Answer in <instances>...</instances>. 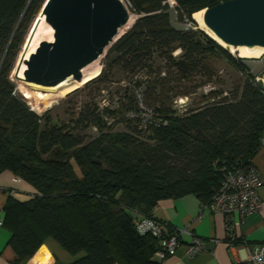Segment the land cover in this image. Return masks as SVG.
Returning <instances> with one entry per match:
<instances>
[{
    "label": "trees",
    "instance_id": "1",
    "mask_svg": "<svg viewBox=\"0 0 264 264\" xmlns=\"http://www.w3.org/2000/svg\"><path fill=\"white\" fill-rule=\"evenodd\" d=\"M175 1L176 13L169 0H127L137 17L106 49L109 73L146 71L148 80L136 81L103 113L87 101L69 121L58 122L32 109L11 78L46 0H0V174L11 170L37 190L25 201L10 196L4 206L11 237L3 254L12 264L32 258L49 240L75 258L68 264H161L159 240L139 233L137 223L154 217L163 199L193 193L210 203L224 166L253 164L264 136V90L256 81L264 67L253 69L251 58L234 57L197 28L194 13L225 0ZM173 16L190 26H176ZM217 53L244 78L226 95L210 90L205 96L211 100L181 114L167 105L165 99L172 104L210 81L201 70ZM104 78L110 80L106 68L83 86ZM142 88L143 104L166 124H142L134 92ZM122 122L126 129L115 130ZM54 264L63 263L56 258Z\"/></svg>",
    "mask_w": 264,
    "mask_h": 264
},
{
    "label": "water",
    "instance_id": "2",
    "mask_svg": "<svg viewBox=\"0 0 264 264\" xmlns=\"http://www.w3.org/2000/svg\"><path fill=\"white\" fill-rule=\"evenodd\" d=\"M54 28V41L40 42L27 60H19L16 78L54 86L103 55L129 22L123 0H46L42 9ZM206 26L228 46L264 47V0H225L204 9ZM27 68L20 78L22 63Z\"/></svg>",
    "mask_w": 264,
    "mask_h": 264
},
{
    "label": "crops",
    "instance_id": "3",
    "mask_svg": "<svg viewBox=\"0 0 264 264\" xmlns=\"http://www.w3.org/2000/svg\"><path fill=\"white\" fill-rule=\"evenodd\" d=\"M264 181V145L259 148L252 159ZM37 190L27 181L16 176L11 170L0 174V221H4V206L10 196L21 201L30 199ZM262 208L258 213L245 218L243 222L238 215L225 216L214 212L210 206L203 208L201 199L193 193L176 198L160 200L152 210V215L168 223L170 231L188 229L182 235V246L175 255L167 257L161 264H246L251 248L264 244V182L259 188ZM208 204V203H207ZM227 221L234 224L233 239L228 232ZM241 221V223H240ZM205 238L206 249L189 257L185 254V246L192 238ZM11 237V231L0 224V264H12L3 254ZM217 240V241H214ZM57 262L68 264L73 259L62 246L53 240L44 244L39 252L22 264H39L45 260L47 264Z\"/></svg>",
    "mask_w": 264,
    "mask_h": 264
},
{
    "label": "rangeland",
    "instance_id": "4",
    "mask_svg": "<svg viewBox=\"0 0 264 264\" xmlns=\"http://www.w3.org/2000/svg\"><path fill=\"white\" fill-rule=\"evenodd\" d=\"M123 1L129 8L130 14L134 16V19H136L137 16L135 12L132 10L127 0H123ZM41 9L34 17L32 23L30 24L29 31L25 36L20 54L16 61L17 64H15V67L11 73V78L17 85L18 92L28 101L31 108L37 111L39 114H43L46 111H48L49 116H51L55 121L56 120L58 122L69 121L70 118L73 116L72 113H75V111H77L80 108V106L85 102L92 101L93 103H96L98 107H105L107 104H109V106H116L120 102L122 95L126 94L130 88L131 89L134 88L133 85H135L136 81L148 80L147 78L148 75H146L147 74L146 71L137 73L135 77L134 76L126 77L125 73L119 69H115L114 71H111L109 73L108 71L109 67L107 66V64H109V59L106 56L108 49L105 51V53L100 57V59L97 62H95L92 66H90L87 69V71H89L90 73V72H94L97 69H100L102 72V70L106 68V75L110 80L105 82L103 81L105 80L104 78L90 84L86 88L84 87L85 86L84 85L70 92L63 98L60 97L58 91L41 90L29 85L28 82L16 78L15 71L18 70L21 52L24 53V50L25 52H27V50L32 45L33 46L35 45L36 43L35 41H37L39 38H43V37L50 38L52 35L50 28L49 29L47 28L48 27L47 24L40 20L42 14ZM173 21L174 24L179 27L186 28L190 26L188 20H185L184 22L179 24L174 17ZM131 26L132 25L128 27L130 28ZM197 28H200L199 25L197 26ZM224 48H226V50H228L231 54H233L234 57L243 58L231 52L230 46ZM179 54L180 52H175V55H179ZM252 59L264 60V55L261 56L260 58L247 59L249 64L256 63L253 62ZM263 67H264L263 65L259 64L256 67V70H262ZM26 68L27 66L25 65L24 69L22 68L20 70L18 75L20 78H23V72ZM163 69L166 71L165 67H163ZM205 70L209 72V74L211 75V78L209 79L210 81H208L199 89H197L195 92H192L187 96L188 101L186 106H184L183 108H179L176 106L175 101L180 97L175 98L172 104L171 101L165 99L166 104L173 106V108L177 109L181 114L186 110V108L188 109L189 107L193 108L199 104L211 100V99H207L205 96L210 90L214 89L217 90L220 94L226 95L229 93V90L233 86V84L241 81L244 78V74L221 53L211 55L205 60L203 69L201 71L204 72ZM195 80L197 81L202 80V75L199 73L195 77ZM204 80H206V78ZM143 90L144 88L137 89V91L134 90L133 91L136 92L137 95L138 94L142 95ZM52 103L54 104L52 105ZM114 129L125 130L126 129L125 123L122 122L116 124Z\"/></svg>",
    "mask_w": 264,
    "mask_h": 264
},
{
    "label": "built area",
    "instance_id": "5",
    "mask_svg": "<svg viewBox=\"0 0 264 264\" xmlns=\"http://www.w3.org/2000/svg\"><path fill=\"white\" fill-rule=\"evenodd\" d=\"M172 10L175 11L176 1L169 0ZM256 65L264 62V60L252 59ZM256 81L262 83L264 90V71L256 75ZM141 101V109L143 121L142 124L160 126L167 122L161 116H156L153 109L146 107L142 102V95L138 94ZM188 97H180L175 103L179 108L186 106ZM107 104L106 106H108ZM114 107V106H112ZM99 111L103 113V107ZM138 113L130 112L129 116L135 117ZM107 120L110 118L106 117ZM96 130V128H95ZM261 145H264V136L261 139ZM263 178L258 168L252 164L248 167L224 166L223 177L219 187L215 191L210 203L204 204L203 208L210 206L216 212L225 216L238 215L243 222L248 216L258 213L262 208V198L259 188L263 184ZM240 221V223H241ZM3 222L0 221V224ZM237 222L232 224L227 221L229 235L235 239L236 235L232 232ZM137 230L141 234L150 233L159 240V249L156 255L163 262L167 257L175 255L182 246V235L189 233L188 229H180L170 231L166 221L155 217H145L137 223ZM217 241V240H214ZM206 239L194 236L192 240L185 246L184 252L189 257H195L206 249ZM246 264H264V244L254 246L249 252Z\"/></svg>",
    "mask_w": 264,
    "mask_h": 264
},
{
    "label": "bare ground",
    "instance_id": "6",
    "mask_svg": "<svg viewBox=\"0 0 264 264\" xmlns=\"http://www.w3.org/2000/svg\"><path fill=\"white\" fill-rule=\"evenodd\" d=\"M41 13H42V11H41ZM203 14H204V9L201 10V11L195 12L194 15H193L194 18L196 19V21L198 22L199 27L201 29L205 30L213 39L218 41L224 47H229L220 38H218L213 31H211L206 26V24L204 22ZM40 20L47 24V26H48L47 28L48 29L50 28V30L52 32V35H51L50 38H44V37L43 38H39L36 41L35 45L31 49H28L27 52H25V50H24V53L21 52L22 59H23V56H25L24 60H27L32 53L36 52L37 48L40 45V42H42L44 40H47V41H49V43H53V41H54V28L46 21L45 15L43 13L41 14ZM134 20H135L134 16L131 15V18H130L129 22L120 30V32H119L118 36L115 38L114 42L120 36H122L127 31V29H129L128 26L132 25L134 23ZM230 47H231V52H233V53H235L238 56L243 57V58H260L261 56L264 55V47H262V46H255V47H248V46H237V47H235V46H230ZM100 57L97 60H95L94 62H92L91 64L87 65L86 67H84L82 69V78L80 80H77V79L73 78L72 76H70L67 79L61 81L60 83H58L57 85H54V86H45V85L37 84V83H34V82H28V84L33 86V87H35V88L41 89V90L58 91L59 94H60V97L63 98L67 94H69L70 92L76 90L77 88L83 86L88 81H90V80H92V79H94V78H96L97 76L100 75V73H101L100 69H97L94 72H90V73H89V71H87V69L90 66H92L95 62H97L100 59ZM25 65L26 64L23 62L22 66H21V69L22 68L24 69ZM14 75H15V73H14ZM53 104L54 103H52V105ZM39 264H47V262L45 260H42Z\"/></svg>",
    "mask_w": 264,
    "mask_h": 264
}]
</instances>
